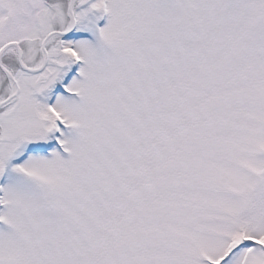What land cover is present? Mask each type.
Masks as SVG:
<instances>
[{"label":"snow or ice","instance_id":"snow-or-ice-1","mask_svg":"<svg viewBox=\"0 0 264 264\" xmlns=\"http://www.w3.org/2000/svg\"><path fill=\"white\" fill-rule=\"evenodd\" d=\"M0 264H264V0H0Z\"/></svg>","mask_w":264,"mask_h":264}]
</instances>
